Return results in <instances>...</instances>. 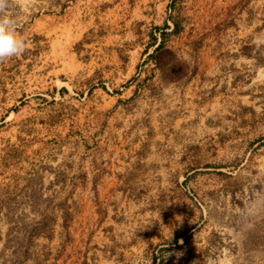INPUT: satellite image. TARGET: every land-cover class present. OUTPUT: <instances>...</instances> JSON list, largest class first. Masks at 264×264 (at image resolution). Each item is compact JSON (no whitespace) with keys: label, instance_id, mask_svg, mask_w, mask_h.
Wrapping results in <instances>:
<instances>
[{"label":"rangeland","instance_id":"374dc122","mask_svg":"<svg viewBox=\"0 0 264 264\" xmlns=\"http://www.w3.org/2000/svg\"><path fill=\"white\" fill-rule=\"evenodd\" d=\"M10 12L0 264H264V0Z\"/></svg>","mask_w":264,"mask_h":264},{"label":"clouds","instance_id":"9594fccd","mask_svg":"<svg viewBox=\"0 0 264 264\" xmlns=\"http://www.w3.org/2000/svg\"><path fill=\"white\" fill-rule=\"evenodd\" d=\"M13 3L19 6L25 0H0V62L22 55L26 50L25 41L16 32L17 21L10 12ZM207 264H216V261L209 259Z\"/></svg>","mask_w":264,"mask_h":264},{"label":"crops","instance_id":"0c3cea01","mask_svg":"<svg viewBox=\"0 0 264 264\" xmlns=\"http://www.w3.org/2000/svg\"><path fill=\"white\" fill-rule=\"evenodd\" d=\"M108 39V40H107ZM106 40L101 41L99 44V48L102 51V53L104 54V57H107V59L103 60V64H105L106 68L109 69H105L108 70L109 72H111L112 70L115 72H120L121 68L117 67L116 64H121L122 63V58L120 57V52H122V49L120 48L121 46V42L122 40H124V38H122L121 36L118 35V37L116 38V35L114 36H108ZM87 59V58H86ZM86 59H80L79 63H78V69L81 68L82 64H85ZM112 59V61H111ZM114 65L113 68H110V65ZM78 73H80V70H77Z\"/></svg>","mask_w":264,"mask_h":264},{"label":"trees","instance_id":"16d2710c","mask_svg":"<svg viewBox=\"0 0 264 264\" xmlns=\"http://www.w3.org/2000/svg\"><path fill=\"white\" fill-rule=\"evenodd\" d=\"M167 25V24H166Z\"/></svg>","mask_w":264,"mask_h":264}]
</instances>
